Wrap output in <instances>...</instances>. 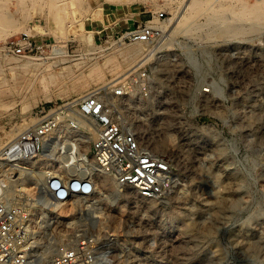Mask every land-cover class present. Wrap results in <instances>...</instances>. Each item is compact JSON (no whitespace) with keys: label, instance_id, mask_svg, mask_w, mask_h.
<instances>
[{"label":"rangeland","instance_id":"obj_1","mask_svg":"<svg viewBox=\"0 0 264 264\" xmlns=\"http://www.w3.org/2000/svg\"><path fill=\"white\" fill-rule=\"evenodd\" d=\"M1 1L13 22L0 23V152L82 94L135 68L153 72L151 97L136 92L125 117L172 163L169 188L144 204L106 202L98 183L103 213L88 236L104 264H264V20L242 15L261 0ZM160 12L166 33L153 49L119 40ZM225 26L236 32H218ZM22 36L44 48L29 58L5 48ZM137 48L134 67L125 55ZM70 134L55 133L59 147ZM68 237L39 235V250Z\"/></svg>","mask_w":264,"mask_h":264},{"label":"built area","instance_id":"obj_2","mask_svg":"<svg viewBox=\"0 0 264 264\" xmlns=\"http://www.w3.org/2000/svg\"><path fill=\"white\" fill-rule=\"evenodd\" d=\"M156 15L137 21L119 40L153 49L166 29L165 13ZM5 48L29 58L44 46L22 36ZM152 73L146 67L130 70L121 80L42 117L1 151L0 264H104L102 243L88 236L103 213V192L95 171L114 178L119 199L123 194L129 201L144 204L169 188L172 163L156 150L151 133L145 135L125 117L136 92L151 97ZM211 88L204 92L210 93ZM63 128L70 130L72 144L79 142L81 134L92 138L87 149L90 161L84 158L92 172L71 169L69 174L61 167L69 152L58 146L55 133ZM49 234L71 237L58 243L51 258L44 260L37 238Z\"/></svg>","mask_w":264,"mask_h":264},{"label":"bare ground","instance_id":"obj_3","mask_svg":"<svg viewBox=\"0 0 264 264\" xmlns=\"http://www.w3.org/2000/svg\"><path fill=\"white\" fill-rule=\"evenodd\" d=\"M109 1H111V2H117V1H130V0H109ZM191 1V0H190ZM2 2L3 1H1L0 0V23L2 24V23H4V22H7V21H9V20H11L12 22H13V20H12V18L11 19H9V17L8 16H5V13H4V9H3V5H2ZM259 2V1H258ZM194 3L195 2H191L190 4H189V7L191 8V7H193V5H194ZM200 3V2H199ZM240 3H242V2H240ZM211 4V3H210ZM209 4V5H210ZM244 4V3H243ZM258 4L259 3H255L254 5H250V7H245V12L244 13H242V15L244 16V14L245 15H248V17H249V15L251 16V18H253V19H257L256 17L258 16V21H259V19L260 20H264V0H261L260 1V7L258 6ZM200 5V4H199ZM204 5V4H203ZM244 6H246L245 4H244ZM195 7V6H194ZM212 8H214V7H212ZM191 10V9H190ZM205 10V9H204ZM258 11H259V15H258ZM197 13H199L198 12V10H195L194 11V9H192V13H191V15H190V17H194V19H195V15L197 14ZM241 13V12H240ZM242 15L240 14L239 16H241L242 17ZM254 15H256L255 16V18L253 17ZM197 16V15H196ZM238 16V17H239ZM245 17V16H244ZM247 16H246V18H248ZM240 18V17H239ZM188 19H190V18H188V17H185V15H184V17L181 19V21L179 22V24L176 26V28L177 27H179V26H181V22L183 23V21H186V20H188ZM241 20L243 19V17L242 18H240ZM252 19V20H253ZM248 20H251V19H249L248 18ZM190 21H194L193 19H191ZM244 21H246V19H244ZM188 22V21H187ZM251 22V21H250ZM11 23V22H10ZM186 23V22H185ZM184 23V24H185ZM219 23V22H218ZM218 23L216 24V25H218ZM221 23H222V21H221ZM187 24V23H186ZM189 24V23H188ZM224 24H225V21H224ZM224 24L222 25L221 24V26H224ZM183 25V24H182ZM216 25H215V27H216ZM227 25V24H226ZM230 25V24H229ZM259 25V24H258ZM257 25V26H258ZM228 26V25H227ZM227 26H225V27H223L222 29H219V31L218 32H220L221 34H223V33H226V32H231V33H235L236 32V30L235 29H227ZM253 26H254V23H253ZM175 28V29H176ZM219 28H221L220 27V25H219ZM239 28V27H238ZM218 29V28H217ZM217 29H216V32H217ZM232 30V31H231ZM166 33V32H165ZM214 35V34H213ZM141 48V47H140ZM140 48H137V49H134V50H132V51H128L127 52V56L125 55V60H126V62L128 63V64H131V63H136V61H138V59L140 58V57H142V56H144L143 55V51L140 49ZM145 53V52H144ZM66 62H67V60H63L62 61V64L64 65V64H66ZM140 63V61L138 62V63H136L135 65H134V67L135 66H137L138 64ZM61 64V65H62ZM27 66H28V64H26ZM132 66H133V64H132ZM65 68H67V70H69L68 72L69 73H67L66 75H69V76H71L73 73H75V72H72L71 71V68L70 67H66L65 66ZM77 68H79V71L81 70L80 68H83V66L81 67L80 66V64H78V66H77ZM133 68V67H132ZM46 69V68H45ZM98 70L99 69H97V68H95V69H92V72L94 73V74H96V72H98ZM98 74V73H97ZM75 75V74H74ZM73 75V76H74ZM45 77V76H44ZM43 77V78H44ZM72 77V76H71ZM70 77V78H71ZM76 77V76H75ZM43 80V79H42ZM44 82H45V80H44ZM43 84H45V83H43ZM111 84H112V82H111ZM71 91V90H70ZM84 95L82 94L81 96H79V97H83ZM76 100V99H75ZM74 100V101H75ZM16 130H13V132H15ZM138 132V131H137ZM91 137L89 136V135H87V134H81L80 135V137H79V142L78 143H70L68 146H66V145H64V148H65V150L67 151V152H69V154H68V160L66 161V162H62V163H60V165H61V167H63V166H65V172L66 173H71V169H78V170H87V171H89V172H92L93 171V169H92V167H90L91 165H89L88 163H86L85 161H84V158L85 157H87V159H88V161H90V158L87 156V149H88V142H89V139H90ZM11 142V141H10ZM2 154H1V152H0V156H1ZM82 160V161H81ZM47 163L49 162L48 160L46 161ZM40 164L41 165H43V164H45V161L43 160V161H40ZM94 174H96L95 175V178H96V180H97V182H99V184L102 186V188L104 189V191H105V193H106V202H109V201H112L113 199H116V198H118L119 199V192H117V190L116 191H114L113 189H112V181L110 180V178L108 177V175L106 174V173H104V172H93ZM40 175H41V172H40ZM104 196V195H103ZM56 239V238H55ZM53 240L54 239H51L50 241H48L47 242V244H46V246H45V248H44V251H43V253H44V256H43V259L44 260H46V259H48L49 257H48V255L50 254V253H52V251H55L54 250V242H53ZM56 247V246H55Z\"/></svg>","mask_w":264,"mask_h":264},{"label":"crops","instance_id":"obj_4","mask_svg":"<svg viewBox=\"0 0 264 264\" xmlns=\"http://www.w3.org/2000/svg\"><path fill=\"white\" fill-rule=\"evenodd\" d=\"M137 21H138V20H135L134 24H135ZM134 24H133V25H134Z\"/></svg>","mask_w":264,"mask_h":264}]
</instances>
